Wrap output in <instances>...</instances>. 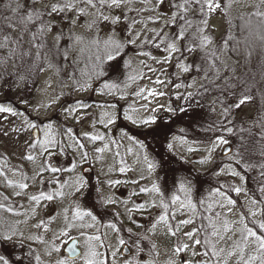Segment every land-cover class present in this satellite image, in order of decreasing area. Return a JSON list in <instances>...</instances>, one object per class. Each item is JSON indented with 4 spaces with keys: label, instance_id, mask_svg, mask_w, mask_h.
<instances>
[{
    "label": "rangeland",
    "instance_id": "374dc122",
    "mask_svg": "<svg viewBox=\"0 0 264 264\" xmlns=\"http://www.w3.org/2000/svg\"><path fill=\"white\" fill-rule=\"evenodd\" d=\"M21 1L44 9L45 36L52 50L30 100L15 104L0 99V107L15 113L0 112V257L4 258L1 241H18L34 249L36 264H86L89 259L95 264H207L210 258L212 264H243L253 256L256 259L250 264H261L264 250L258 251L252 237L247 241L243 237L248 229L264 236V211L249 193L238 165L253 164L264 179V95L259 103L246 101L239 108L229 106L228 100L218 103L213 95L207 100L213 103L216 119L227 115L225 124L235 117L241 118L243 127L255 123L260 130L254 143L261 145L257 151H247L244 136L237 148L222 136L208 142L191 141L179 133L169 137L167 145L173 153L196 170L207 171L220 163L213 174L222 179L221 185L206 188L198 201L191 197L187 184L190 192L178 188L172 194L179 197L175 203L172 196L170 202L164 199L156 169H149L153 163L146 145L127 126L151 127L161 111H175L174 99L180 95L196 91L206 81L239 78L243 68L227 54L223 37L231 32L236 15L264 12V0H215L221 7L212 12L205 8L203 13L196 5L173 6L184 0H121L115 7L110 6L111 0L103 4L100 0L91 4L87 0ZM54 4L62 10L51 12ZM65 4L71 6L64 8ZM174 15L186 17L191 27H184L185 19L173 21ZM182 28L181 38L170 39ZM198 28L200 37L210 38L209 43L197 38ZM111 40L121 47L119 55L108 61ZM169 43L180 51H169ZM105 83L117 87L108 90ZM106 114L113 123H107ZM150 118L154 122L142 123ZM94 136L101 138L93 140ZM219 138L227 143H218ZM225 145L231 149L223 154ZM85 165L92 171L83 173ZM51 168L61 170L52 172ZM78 180L84 186L77 191ZM88 181L105 208L114 211L125 236L118 223L102 222L85 207L81 197L89 188ZM41 192L53 199L41 198ZM261 192L264 196V188ZM221 203L224 208L219 207ZM77 212L91 215L77 217ZM182 220L191 223L181 224ZM255 223L261 230L254 228ZM186 233H192L191 238ZM73 236L79 240L81 254L69 259L63 247ZM123 244L129 247L128 254L122 253ZM91 252L98 255L91 256Z\"/></svg>",
    "mask_w": 264,
    "mask_h": 264
},
{
    "label": "trees",
    "instance_id": "16d2710c",
    "mask_svg": "<svg viewBox=\"0 0 264 264\" xmlns=\"http://www.w3.org/2000/svg\"><path fill=\"white\" fill-rule=\"evenodd\" d=\"M20 1L0 0V99L15 104L32 98L38 77L45 66L47 53L52 50V43L45 36L47 15L44 9H39L28 1ZM17 3L27 5V11L40 12V18L31 21L25 19L22 23V18H26L25 10L12 11ZM19 37H22L23 42ZM223 40L227 54L243 68V74H238L241 78L232 76L206 81L196 91L182 94L178 100L174 99L175 111H161L151 127L127 126L130 134L146 145L156 169V180L163 188L166 201L170 202V197L181 183L191 187V197L198 201L206 188L220 186L222 181L213 174L219 169L220 163H213L207 171H198L175 155L167 145L172 134L179 133L196 142H208L216 136H222L236 148L244 136L249 143L247 151L261 148V145L254 144L256 134L260 131L255 129V123L253 126L243 127L241 118L235 117L225 124L223 121L227 119V115L223 120L216 119L213 103L207 100L213 95L214 101L222 103L228 100L229 106H234L245 97V102H260L264 95V12L254 10L236 15L232 20L231 32L224 35ZM256 118H259V110L256 111ZM227 126H231V132L227 130ZM238 167L245 175L249 193L261 202L264 211V196L261 192L264 179L261 172L253 164L247 168L242 165ZM88 183L89 188L81 197L85 201V207L93 211L102 222L118 223L125 236L123 226L118 222L114 211L105 208L98 197V191L90 181ZM227 188L232 194L231 185ZM202 221L204 222L203 217ZM248 222H252L249 217ZM254 228L261 230L256 223ZM137 239L145 243L141 238ZM1 253L8 264H36L34 249L23 242L1 241Z\"/></svg>",
    "mask_w": 264,
    "mask_h": 264
},
{
    "label": "snow or ice",
    "instance_id": "6c2138e0",
    "mask_svg": "<svg viewBox=\"0 0 264 264\" xmlns=\"http://www.w3.org/2000/svg\"><path fill=\"white\" fill-rule=\"evenodd\" d=\"M33 2H35V0H33ZM87 2L89 4H91L93 2V0H87ZM100 2H101V4H103L105 2V0H100ZM120 3H121V0H111L110 6H112V7L119 6ZM193 5L198 6V10H199L200 13H203L205 11V8H207L208 12H212L213 10H218L221 7V5L219 3H216L215 0H184V2L182 4H179V5L174 4L173 6L176 7V8H180V9H186V8H189V7L193 6ZM70 6H71L70 4H65L64 5V8H68ZM21 9H24L25 12H26V18H22V21H21L22 23L25 22V19L27 21H31L33 19H39L40 16H41V13L40 12H37V11H27V5H22V4H19V3H17L16 6L14 8H12V11L13 12H18ZM61 10L62 9L58 5H56V4H54V5L51 6V12H53V13L58 12V11H61ZM177 18L185 19V25H184L185 28L191 27V22L190 21H187L186 17H183V16L177 17L176 15H174L172 19H173V21H175ZM104 19H108V17H104ZM41 31H43V28H41ZM199 32H200V30L198 28L197 29V38L201 39L202 44L209 43L210 42V38H208V37H200ZM182 36H183V28L181 29V32H180V34L178 36L170 37V39H179ZM5 39H7V37ZM18 39L21 42H23L22 37H19ZM109 44H110V50L107 53V60L108 61H112V60L115 59V56L116 55H119V50H120L121 45L118 42H116L115 40L109 41ZM167 48H168L169 51H180V49L177 48V46L174 43L167 44ZM186 50L190 52L193 49L192 48H186ZM166 61H167V57L165 58V62ZM183 70L184 71H188V68L187 67H184ZM97 75H100V73H97ZM157 83H162V81L157 80ZM103 87L105 89L111 90L113 88H116L117 85L116 84L105 83L103 85ZM177 87H179V85H177ZM140 91L143 92L144 90L141 89ZM149 94L150 95H156V93H154V92H150ZM137 95H139V93H137ZM245 99H247V97L241 99L234 106L236 108H239L241 106V104H243L245 102ZM5 111H7V112H13V110L11 108L0 107V112H5ZM181 111H184V109H181ZM225 112H227V109H225ZM13 114H15V113L13 112ZM106 115L109 116V119L107 120V123L108 124L113 123V120L111 119L110 114H106ZM126 118L127 119H132L131 116H127ZM152 122H154V118H150L149 120L142 121V123H144V124H149V123H152ZM227 130L229 132L232 131L231 128H229ZM85 135H87V134H85ZM100 138L101 137H95V136L92 137L93 140L100 139ZM49 142L51 143V141H49ZM217 142L218 143H221V144L227 143V141L224 140L223 138H219V140ZM32 146L34 147L35 145H32ZM97 151H99V149ZM190 151H191V149H190ZM28 159L31 160L32 157L29 156ZM82 159H86V156H82ZM153 167L154 166L151 163H149V169H151ZM59 170H61V169H57V168H51L50 169V171H52V172H56V171H59ZM233 175H235V173H233ZM83 186L84 185H83V182L82 181L78 180L76 182L77 191L79 190V188H81ZM20 187L21 188H26L27 185L26 184H21ZM179 189H180V191L190 192V187L189 188H186L183 183H181L179 185ZM153 190L154 191H158V189H156L155 185L153 186ZM141 191H146V189H141ZM234 191L237 192V193H239L241 191V189L240 188H235ZM217 194L223 196V193L218 192ZM40 197L41 198H44V199H47V200H52L53 199V196L52 195L45 194L43 192L40 193ZM31 199L32 200H36L37 202H39L38 201V197H36V196H32ZM178 200H179V197L178 196H175V195L172 196L173 203H175ZM201 203H202V201H201ZM232 203H233V201L229 199L228 200V204L231 205ZM183 206L184 205L181 204V207H183ZM164 207L167 208V205H164ZM219 207L224 208L225 205L221 203V204H219ZM228 210L231 211L230 208ZM76 215H77V217H80L82 215H91V214L90 213H79V212H77ZM217 215L219 217L220 214H217ZM93 219H95V217H93ZM160 219L163 220L164 217L161 216ZM180 223L181 224H187V223H191V221L190 220H182ZM110 226L111 227H114V225H110ZM261 227L264 228V225H262ZM225 230H227V222L226 221H225ZM216 234H217L216 232H213V235H216ZM186 235H188L191 238L192 233H186ZM249 237H252V243H257L258 244V246H259L258 247V251L259 250H264V236L257 235V233L253 232L251 229H248L247 230V235L244 236L243 239L245 241H247ZM3 239H10V237H3ZM95 239L98 240L99 237H95ZM221 239H223V237H221ZM121 243H123V241H121ZM195 243L198 244L199 243V240L195 241ZM184 247L187 248L188 245H185ZM69 251H72V249L70 248ZM221 251H223V249H221ZM241 252H243V249H241ZM90 255L91 256H96V255H98V253L91 252ZM228 255L231 256L232 253L229 252ZM37 259H39V258L37 257ZM254 259H256V257H254V256L253 257H250L249 258V261H244L243 264H250V260H254ZM0 264H7V261L4 260L3 257H0ZM59 264H64V261H60ZM86 264H95V261H93L92 259H89V260L86 261ZM207 264H212L211 258L207 262ZM261 264H264V259L261 260Z\"/></svg>",
    "mask_w": 264,
    "mask_h": 264
},
{
    "label": "water",
    "instance_id": "95a60500",
    "mask_svg": "<svg viewBox=\"0 0 264 264\" xmlns=\"http://www.w3.org/2000/svg\"><path fill=\"white\" fill-rule=\"evenodd\" d=\"M33 136L37 135V128H34L32 131ZM231 147L230 145H225L222 149V153H228L230 151ZM92 171V168L88 165L83 166L82 172L83 173H89ZM72 249V251H69V249ZM63 251L65 252L66 256L69 259H76L81 254V248L79 246V240L76 236L71 237L67 243L63 247ZM123 254H128L130 252L129 247L126 244H123L121 249Z\"/></svg>",
    "mask_w": 264,
    "mask_h": 264
}]
</instances>
